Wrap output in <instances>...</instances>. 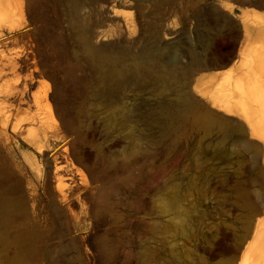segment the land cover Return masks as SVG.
<instances>
[{
    "label": "rangeland",
    "instance_id": "374dc122",
    "mask_svg": "<svg viewBox=\"0 0 264 264\" xmlns=\"http://www.w3.org/2000/svg\"><path fill=\"white\" fill-rule=\"evenodd\" d=\"M0 32L30 56L0 89L32 74L20 115L59 130L0 143V264H239L264 241V0H0ZM115 65L166 92L104 83Z\"/></svg>",
    "mask_w": 264,
    "mask_h": 264
},
{
    "label": "bare ground",
    "instance_id": "6f19581e",
    "mask_svg": "<svg viewBox=\"0 0 264 264\" xmlns=\"http://www.w3.org/2000/svg\"><path fill=\"white\" fill-rule=\"evenodd\" d=\"M19 31H20L19 29L14 28L10 30L8 33L18 34ZM8 33L0 32V38H3L4 40H6V36ZM25 36L30 37V34L27 33L25 34ZM5 45L6 43L0 45V71H4V73L10 72L13 75L14 74L20 75V73L25 72L24 70L28 68V65H29L30 56L25 54L23 51L20 53L15 52L14 54H11V53L9 54V52H7L5 49ZM34 59H33V63L36 64L35 66H38L36 57ZM38 68H36V70H38ZM4 73H2L3 75H1V77H3L6 74ZM28 76L30 79L26 78L22 86L15 85L16 86L15 87L12 85V88H11V85H10L9 86L10 90L7 88L8 91H4L5 98L0 99V143L1 144L5 145L6 141L12 136V134H23L26 132L28 133L29 137L41 136L42 134H44L47 138H49V136H58L59 134L58 129L51 130L47 128L46 122H45L46 120L44 119H31L30 120V119H25L21 117L20 115V113L22 112V111L20 112L21 105L22 106L23 104L29 105L31 103V101L29 100L31 97L29 98L27 88L29 87V85L32 84L33 77H32V74ZM3 78H0V79H3ZM137 78L143 79L145 83H149V79H150V83L154 87L157 86L158 90L162 94H164L167 90L165 81L163 80L162 75L159 73H156L150 67H147V66H136L133 69L131 68L126 69L120 65H115L112 70L105 72L101 76V80L106 84L107 83L115 84L116 82H119V83L124 82L128 84L129 83L132 84V83H135ZM0 90H2V94H3L4 93L3 88ZM0 94H1V91H0ZM251 98H255V97H251ZM174 100H176L177 102L175 103L176 108L168 112V117L171 122L173 123L178 122L182 120L184 116L188 115L189 113H193L195 111L192 105L184 101V99H181V97H177ZM256 101H258L259 103L258 102L257 103L260 105L258 108L259 114L257 118L258 122H256V125L263 132L262 136L264 138V93L261 94L259 98H256ZM48 103L51 104L52 102H48ZM48 124H49V121H48ZM220 129L223 133L225 132L224 128H220ZM67 158L65 160L64 156L60 154H58L55 157V162H56L55 177L58 183V190H59L60 195L65 198L69 195H75L76 189L82 185L80 184L81 183L80 181H79L80 183L77 181L76 174L73 170H69L70 173L68 175L67 173L63 174V172L67 171L68 166H69L67 160L69 161L70 159L69 158L67 159ZM236 261L239 262V264H264V241H258L256 243L250 244L249 246H245V249L243 250L242 255L236 256L234 258V262Z\"/></svg>",
    "mask_w": 264,
    "mask_h": 264
}]
</instances>
